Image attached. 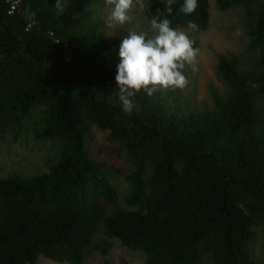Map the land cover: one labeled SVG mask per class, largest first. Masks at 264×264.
Wrapping results in <instances>:
<instances>
[{
	"label": "trees",
	"instance_id": "trees-1",
	"mask_svg": "<svg viewBox=\"0 0 264 264\" xmlns=\"http://www.w3.org/2000/svg\"><path fill=\"white\" fill-rule=\"evenodd\" d=\"M13 1L0 0V152L8 142L56 148L45 169L0 177V264H85L97 235L102 255L118 240L144 264H260L251 246L264 223V0H215L243 6L256 53L246 71L219 57L227 98L186 110L180 88L141 89L131 113L115 81L125 37L86 11L62 17V0H18L10 12ZM183 3L140 5L150 21L206 30L207 0L190 15ZM89 125L105 133L106 155L93 153Z\"/></svg>",
	"mask_w": 264,
	"mask_h": 264
},
{
	"label": "rangeland",
	"instance_id": "rangeland-1",
	"mask_svg": "<svg viewBox=\"0 0 264 264\" xmlns=\"http://www.w3.org/2000/svg\"><path fill=\"white\" fill-rule=\"evenodd\" d=\"M207 2L210 11V25L206 30L179 29V31H184L190 40L198 44L193 59L184 64L187 82L183 88H180V95L186 102V110L214 108L213 93L223 98L228 97L230 89L217 67L220 56H234L244 71L251 67L256 57V53L250 47L243 6L220 10L215 0H207ZM81 11L91 13L92 18L98 21L111 37H126L129 31L144 33L148 37L156 35L144 8L135 2L128 11L129 20L121 26L115 25V22L111 20L112 5L106 4L105 0H62V17L76 16ZM166 90L167 88L158 87L157 91L161 93ZM87 134V140L93 153L106 155L105 133L95 125H89ZM54 148L56 147L51 143H32L28 146L20 143H6L0 152V177L5 178L14 173L31 175L45 169L46 162H49L53 156ZM110 161L127 168L124 157L120 159L112 156ZM118 187L120 205L126 207L125 198L128 195V185L120 180ZM104 239L101 235L95 237L85 264H103L106 260L111 264H117L120 259H125L129 264H144V255L141 252L123 247L118 240H115L108 254L102 255L99 250L95 249V246ZM251 252L260 264H264V223L260 222L255 229ZM37 264L58 263L41 260Z\"/></svg>",
	"mask_w": 264,
	"mask_h": 264
},
{
	"label": "clouds",
	"instance_id": "clouds-1",
	"mask_svg": "<svg viewBox=\"0 0 264 264\" xmlns=\"http://www.w3.org/2000/svg\"><path fill=\"white\" fill-rule=\"evenodd\" d=\"M172 2L166 0L167 4ZM105 3L112 5L111 20L115 25L122 26L129 20L128 11L134 0H105ZM135 3L142 4V0H135ZM196 8L197 0H184L180 11L190 15ZM151 27L157 33L154 38L129 31L119 45L115 81L118 98L126 113L133 111L135 105L131 98L141 89L152 96L158 87L183 88L187 81L182 69L185 62L195 56L188 35L172 28L167 18H153ZM189 27L195 29L197 25L189 23Z\"/></svg>",
	"mask_w": 264,
	"mask_h": 264
},
{
	"label": "built area",
	"instance_id": "built-area-1",
	"mask_svg": "<svg viewBox=\"0 0 264 264\" xmlns=\"http://www.w3.org/2000/svg\"><path fill=\"white\" fill-rule=\"evenodd\" d=\"M17 5H18V0H14L10 12H13Z\"/></svg>",
	"mask_w": 264,
	"mask_h": 264
}]
</instances>
